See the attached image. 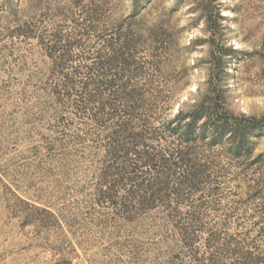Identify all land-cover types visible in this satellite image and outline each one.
<instances>
[{"label": "rangeland", "instance_id": "1", "mask_svg": "<svg viewBox=\"0 0 264 264\" xmlns=\"http://www.w3.org/2000/svg\"><path fill=\"white\" fill-rule=\"evenodd\" d=\"M126 27L142 41L131 88L147 107L134 115L172 118L220 87L230 112L264 122V0H0V264H195L159 213L128 223L96 202L109 124L91 119L86 100L88 113L78 112L47 92L57 76L45 46L68 50L64 74L79 84ZM251 139L253 159L264 153V130ZM207 159L226 182L205 198L214 210L201 220L231 229L262 202L246 199L264 164L245 161L243 171L225 155Z\"/></svg>", "mask_w": 264, "mask_h": 264}, {"label": "trees", "instance_id": "2", "mask_svg": "<svg viewBox=\"0 0 264 264\" xmlns=\"http://www.w3.org/2000/svg\"><path fill=\"white\" fill-rule=\"evenodd\" d=\"M5 1L12 6V0ZM16 33L33 37L28 27H18ZM139 39L126 27L106 40L107 58L100 56L79 84L64 74L68 50L56 43L45 46L50 58L48 75L57 76L47 89L53 104H69L75 111L88 113L79 98L84 99L94 105L91 119L99 125L103 121L109 124L96 202L110 205L115 215L128 223L159 213L166 233L175 237L195 264H264V173L253 175L246 199L248 203L262 202L231 229L221 223L218 230L200 217L203 210L214 208L205 198L220 194V186L226 182L213 176L215 165L207 158L225 155L238 160L243 171L247 165H263L264 153L252 159L251 136L264 130V122L230 112L220 87L207 90L172 118L162 113L153 121L140 119L134 112L147 104L142 94L131 88L136 65L133 52L142 42ZM245 161L250 162L246 165ZM239 174L235 176L239 178ZM197 195L196 201H190ZM199 241L204 249L201 252ZM169 262L173 263V258Z\"/></svg>", "mask_w": 264, "mask_h": 264}]
</instances>
